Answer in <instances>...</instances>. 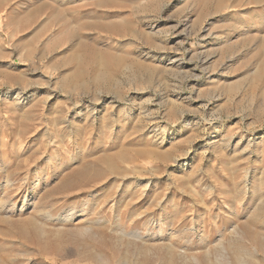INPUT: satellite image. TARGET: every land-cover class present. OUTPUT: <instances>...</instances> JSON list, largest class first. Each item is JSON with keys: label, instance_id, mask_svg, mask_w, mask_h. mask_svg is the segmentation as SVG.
<instances>
[{"label": "rangeland", "instance_id": "obj_1", "mask_svg": "<svg viewBox=\"0 0 264 264\" xmlns=\"http://www.w3.org/2000/svg\"><path fill=\"white\" fill-rule=\"evenodd\" d=\"M0 264H264V0H0Z\"/></svg>", "mask_w": 264, "mask_h": 264}]
</instances>
